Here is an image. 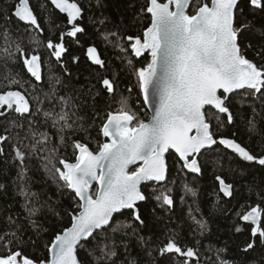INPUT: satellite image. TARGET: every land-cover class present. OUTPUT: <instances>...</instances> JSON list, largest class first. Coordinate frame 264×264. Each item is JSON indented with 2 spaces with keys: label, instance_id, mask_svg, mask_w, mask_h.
I'll return each instance as SVG.
<instances>
[{
  "label": "snow or ice",
  "instance_id": "6c2138e0",
  "mask_svg": "<svg viewBox=\"0 0 264 264\" xmlns=\"http://www.w3.org/2000/svg\"><path fill=\"white\" fill-rule=\"evenodd\" d=\"M50 3L65 14L66 20L62 25L52 20L49 23L66 30L59 31L56 40L49 38L46 41L44 46L49 56L70 76L63 58L71 52V41L76 48L83 49L85 61L104 68L105 61L96 45L90 43L85 47L81 43L80 37L86 34V27L81 23L84 8L78 0H50ZM256 11L264 12V0H147L140 12L150 14V23L141 34L102 33L105 40L113 41L122 52L130 50L133 58L144 54L149 56L147 63L135 68L134 72L143 103L152 109V114L147 120L141 119L131 109L129 97L121 96L116 109L107 111L99 127L105 140L97 142L96 151L80 140H72L70 147L75 162L59 157L60 147H67L64 134L88 132L89 129L84 127V117L72 119L75 112L70 115L68 109L73 98L57 95V85L63 82L54 77V83L43 100L30 98L18 88L12 90L13 85L21 86V81L11 76L9 70V76L5 77L9 90L0 91V117L13 112L21 117H33L28 121L29 135L20 138L17 133V142L11 144L13 159L19 166L16 180L19 194L25 201V220L36 237L31 242L35 244L42 235L48 234V228L41 221L45 212L61 222L67 217L68 226L56 231L45 245L50 256L35 260L24 256L19 249L11 250L23 225L9 216L8 223L15 225L16 231L0 235V241L9 249L6 255H0V264H145V258L147 264H159L166 256L175 257L174 264H198V250L182 246L175 230L168 231L166 241L155 242L151 236L144 235L149 222L139 204L147 203L149 196L141 186L148 182L167 183L169 164L166 154L170 150L176 153L178 172L201 174L202 153L213 150L217 144L244 161L264 166V154L256 155L235 138L214 131V127L222 131L226 125H234L237 116L233 109L237 104L242 109L246 99L252 101V116L246 118L248 130L250 133L258 131L256 103L258 101L259 107L264 109V65L248 59L241 47L245 33L253 27V20L248 16ZM0 16L4 21V27L0 29V40L4 44L0 48L3 54L0 58L6 60L4 67L7 68V61H22L27 73L35 81H41V55L35 49L26 52L21 42L12 39L8 27L15 18L30 25L32 30L43 32L30 0H17L10 12L0 11ZM92 23L102 27L105 19ZM96 31L99 33L100 28ZM257 32L261 43L256 55L264 57V26ZM31 42L39 44L35 38ZM248 47L251 48L252 44L249 43ZM80 60V55L71 56L73 64ZM127 63L131 66L132 59ZM96 83L100 87L93 99L102 92L110 97L115 94L116 85L107 76H98ZM92 88L95 85H91L88 91L91 92ZM238 92L242 95L234 101L233 96ZM54 100L60 102V111L54 108L45 110L44 103ZM72 107L79 109L80 105ZM41 113L45 121H52L59 138V144L52 148H47L50 134L38 132L34 127L35 117ZM11 127L22 125L15 120L9 121L5 134H0V156L5 155L4 144L10 140ZM232 136L235 137L236 133L233 132ZM29 137L33 142L25 146L28 151L22 150L23 139ZM46 148L48 155L42 157L47 162L45 169L53 180L61 182L58 191L68 193L70 208L61 209L51 197L41 202L38 194L30 189L25 160ZM133 166L135 170H131ZM215 179L219 193L231 197L233 185L226 183L220 175ZM93 183L98 185L95 192L92 191ZM4 187L0 184V189ZM185 189L195 195L194 189L187 185ZM151 199L161 210L170 211L174 207L168 187L154 188ZM125 210H129L130 215L117 220L116 217L123 216ZM155 212L153 208L152 215ZM189 217L200 234L207 230V223L192 215L191 210ZM238 218L250 224L251 239L244 243L242 251L254 249L257 238L264 245V207L260 204L251 206L248 211L238 214ZM235 230L241 232L243 228L237 226ZM133 247L139 249L136 255L132 254ZM223 251L225 249L217 250L218 264H228L219 259Z\"/></svg>",
  "mask_w": 264,
  "mask_h": 264
},
{
  "label": "trees",
  "instance_id": "16d2710c",
  "mask_svg": "<svg viewBox=\"0 0 264 264\" xmlns=\"http://www.w3.org/2000/svg\"><path fill=\"white\" fill-rule=\"evenodd\" d=\"M17 0H0V11L10 12ZM84 8L83 19L81 23L86 27V34L80 37L81 43L87 47L88 44L94 43L105 61V67L101 68L85 61L82 52L83 49L76 48L69 41L71 52L63 59L68 66L69 76L63 71L61 66L51 58L48 50L45 48L46 41L51 38L56 40L59 31L66 30L64 28L57 29L54 24H50L52 20L55 24L65 23L66 16L60 13L48 0H30L31 7L35 12L40 27L43 32L32 30L30 25L13 18L8 27L11 30L12 39L21 42L26 52L31 53L33 49L39 52L42 57V79L35 81L34 78L27 73L23 67L22 61L12 63L7 61V68L4 67L6 60L0 58V91L9 90L7 87L6 76H15L21 81V86L13 85L12 89L21 90L31 98L39 97L44 99L46 93L50 91L51 85L54 83V77L60 79L63 83L57 85L58 96H71L72 103L69 105V113L75 112L76 116L84 117V127L88 128V132L69 131L65 135V143L67 147H60L59 157L68 161H74L73 149L70 147L72 140H80L89 145L93 150H97V142H104L105 138L99 133V127L104 122L107 111H114L117 107V101L121 96L129 97V105L141 119L148 118V111L143 103L142 94L137 86V78L134 72L135 68L144 66L149 56L147 54L141 57L133 58L129 52L124 53L120 48L114 46L111 40H105L102 33L109 31H119L121 35H137L141 34L143 28L150 23V14L141 13L142 6H146L147 0H78ZM210 2V0H208ZM105 19L104 26L96 24L93 21ZM248 19L253 20V27L242 40L241 47L246 57L253 60L258 65H264V57L257 56L261 37L257 32L264 26V12L256 11L254 15H249ZM4 21L0 16V29H3ZM100 28V32L96 31ZM35 38L39 44H33L31 41ZM252 47L249 48L248 44ZM4 47L3 40H0V48ZM125 47H128L125 44ZM0 53V57H2ZM72 55H80L81 60L78 64L71 62ZM132 59V65H128L127 60ZM19 61V56L17 55ZM107 76L112 79L116 85L115 94L108 96L102 92L99 97L93 99V95L100 87L96 83L97 77ZM91 85H95L92 91L88 89ZM132 91L129 92L128 89ZM242 92H238L233 96L234 101H238ZM86 101V103H85ZM72 105H80L79 109ZM45 110L60 111V102L54 100L45 102L43 105ZM252 101L245 100L243 108L237 104L233 109L237 116L234 125H226L221 131L214 127L219 135L229 138H235L237 142L247 147L256 155L264 154V109L256 103V111L258 113L257 128L258 131L250 133L246 124V118L252 116ZM35 111V106H33ZM33 117H21L16 113H11L4 117H0V134H5V128L9 127V121L15 120L22 127H11L9 131L10 140L4 144L5 155L0 156V184L4 189H0V235L8 231H16L15 225L8 223V217L11 216L22 224L23 227L17 232L18 241L11 247L12 251L19 249L24 256L32 259H46L49 257L45 245L50 242L56 231L68 226L67 217L61 222L59 218H54L46 212L41 216V221L45 228H48V234L41 236L35 244L31 240L36 237L28 227L25 217L27 213L24 210V198L19 194V185L17 183V174L19 172L18 162L14 161L11 144L17 142V133L20 138L29 135L28 121ZM35 130L38 132H47L51 136V140L47 148H52L59 144V138L56 129L52 127V121H45L43 114L35 117ZM236 136L233 137L232 133ZM33 141L29 137L23 139L20 145L22 150L28 151L25 147ZM47 148L44 152L32 155L26 158L25 166L27 169L28 184L31 191L36 192L41 202L51 197L53 202L59 204L61 209L70 208V197L67 192L61 193L58 187L61 182L53 180L51 174L46 171V161L43 156L48 155ZM169 164L168 179L165 185H157L151 182L142 185V191L149 196L147 203L141 202L139 207L148 219L149 227L145 230L144 235L151 236L155 242L166 241L167 233L170 229L177 233L178 242L184 247H194L199 252L198 264H218L217 250L225 249L219 254V259L227 261L228 264H264V245L259 243L254 249L248 252L242 251L244 243L251 239L250 224L240 221L238 214L248 211L251 206L260 204L264 207V166H260L255 162H247L238 157L231 150L225 149L217 144L213 150L203 152L200 161L202 166L201 174L195 175L189 172H178L177 156L169 153L167 156ZM57 166L58 160H57ZM49 167H51L49 165ZM220 175L226 183L233 185V195L229 198L219 193L218 182L215 177ZM185 185L194 189L195 195L185 189ZM168 187L171 189V195L174 199V207L169 210H161L151 199V193L154 188ZM95 190V189H94ZM93 190V192H95ZM219 195V199H218ZM155 208V215H152V209ZM197 219L207 223V230L203 234L196 229L189 217V211ZM63 214V213H61ZM130 215L129 210H125L123 216H117V220L125 219ZM179 226V227H177ZM240 226L243 231L236 232V227ZM31 238V239H30ZM9 249L4 246V242L0 241V255H6ZM139 252L137 247H133L132 254ZM83 256V253H80ZM176 258L166 256L160 260L159 264H174ZM145 264L147 260L145 258Z\"/></svg>",
  "mask_w": 264,
  "mask_h": 264
},
{
  "label": "water",
  "instance_id": "95a60500",
  "mask_svg": "<svg viewBox=\"0 0 264 264\" xmlns=\"http://www.w3.org/2000/svg\"><path fill=\"white\" fill-rule=\"evenodd\" d=\"M49 2H50V0H48ZM59 11V10H58ZM63 14V13H62ZM65 15V14H64ZM22 22V21H21ZM22 23H24V22H22ZM25 24V23H24ZM41 75H42V68H41ZM12 90H17V89H12ZM142 98H143V96H142ZM145 107H146V109H147V111H148V113H149V117L151 116V114H152V109L149 107V106H147V105H145ZM7 115V114H6ZM169 153H174L175 155H176V153H175V151L174 150H170L167 154H166V159H167V156H168V154ZM70 162H75V161H70ZM131 170H135V166H133L132 168H131ZM190 173V172H189ZM191 174H194V173H191ZM195 175H198V174H195ZM143 185V184H142ZM94 186H97L98 187V185H96L95 183H93V187ZM218 186H219V184H218ZM92 187V188H93ZM141 190H142V186H141ZM227 198H229V197H227ZM247 223V222H246ZM249 224V223H248ZM49 256H50V253H49Z\"/></svg>",
  "mask_w": 264,
  "mask_h": 264
},
{
  "label": "rangeland",
  "instance_id": "374dc122",
  "mask_svg": "<svg viewBox=\"0 0 264 264\" xmlns=\"http://www.w3.org/2000/svg\"><path fill=\"white\" fill-rule=\"evenodd\" d=\"M148 118H149V115H148ZM148 118H147V119H148ZM147 119H146V120H147ZM74 161H75V160H74ZM94 189H95V190H94ZM96 189H97V186H94V187L92 188V191H93V190L96 191Z\"/></svg>",
  "mask_w": 264,
  "mask_h": 264
}]
</instances>
